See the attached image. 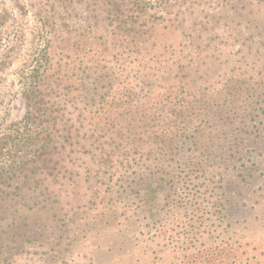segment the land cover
Segmentation results:
<instances>
[{
  "label": "rangeland",
  "instance_id": "rangeland-1",
  "mask_svg": "<svg viewBox=\"0 0 264 264\" xmlns=\"http://www.w3.org/2000/svg\"><path fill=\"white\" fill-rule=\"evenodd\" d=\"M115 2L153 9L120 16L113 12ZM241 7L225 0H0V264H264V108L258 109L264 107L263 85L254 88L261 95L255 96L247 128L262 138L247 141L244 156L229 169L226 160L207 162L197 159L199 152L186 151L184 161L195 166L172 172L168 198L159 196L152 209L144 187L131 193L118 186L108 194L107 182L96 186L100 197L90 192L86 171L95 170L93 153H81L80 144L68 147L65 161L54 153L50 161L18 168L40 147L31 139V115L42 124V135L71 132L82 145L93 141L91 118L81 116L87 114L74 91L78 78L65 72L75 74L83 65L75 56L73 64L65 60L79 36H106L118 17L195 23L198 31L202 26L210 32L203 33L204 40L213 38L197 60L202 72L196 79L217 82L252 70L255 78L263 77L264 45L255 38L264 18L258 19L256 8ZM164 29L160 39L175 43V29ZM252 35L253 48L241 50ZM216 128L197 133L203 135L201 146H212ZM153 168L138 170L136 182L142 185ZM246 168H253L249 186L242 182ZM227 185H234V192Z\"/></svg>",
  "mask_w": 264,
  "mask_h": 264
},
{
  "label": "trees",
  "instance_id": "trees-1",
  "mask_svg": "<svg viewBox=\"0 0 264 264\" xmlns=\"http://www.w3.org/2000/svg\"><path fill=\"white\" fill-rule=\"evenodd\" d=\"M232 1L242 6V11L256 8V15L260 14L258 19L264 18V0H225L228 3ZM114 4L113 12L120 16L128 14L136 17L153 9L137 4ZM133 17H118L110 24L106 36L95 34L83 39L81 35L76 39V45L67 49V63L75 56L73 60L83 64L75 74L65 72L67 75L72 73L71 78H78L74 91L78 92L81 112L87 114L81 116L83 119L85 116L91 118L93 141L82 145L80 136L74 137L71 132L58 135L50 131L42 135V124L31 115L29 120H32L34 129L31 139L38 140L40 147L30 160L20 162L18 168L23 169L35 160L50 161L54 153L62 156L60 161H65L71 154L67 153L68 147L80 144L81 153H93L95 170L86 171L91 176L86 180L90 192L92 190L95 196L100 197V188L107 182L111 183L108 194H111V188L116 190L118 186L126 187L124 192L130 190L131 193L144 187L146 203L152 209L159 196L168 198L165 194L170 187L169 180L173 182L175 179L172 172L183 170V167L192 170L195 166L194 162L184 161L188 158L186 151L199 152L197 159L202 157L207 162L226 160L229 162L226 169H229L244 156L247 141L253 136L255 139L262 138L261 134L253 135L247 128L254 120L255 96L261 95L260 90L254 88L264 86V76L255 78L256 70H252L248 74L231 75L217 82L201 80L203 76L196 79L195 75L202 72L198 69L201 62H197L200 53L212 46L209 39L204 40L203 33L208 31L206 28L201 26L198 31L199 24L195 23H160L151 18L141 20ZM167 26L175 29V43L160 39ZM263 32L264 27L255 38L261 45H264ZM212 40L210 38L209 41ZM254 42L253 35L244 39L241 50L246 47L249 51ZM189 48L191 52H186ZM70 62L73 64V61ZM71 78L65 75L66 82ZM64 84L65 90L71 89L69 83ZM263 108L258 107L260 110ZM55 120H52L53 123ZM215 127V135L210 134L212 146H201L203 142L201 144L198 138L203 135L198 137L197 133L207 128L214 131ZM49 130L47 127L45 131ZM85 136L81 139L84 140ZM74 138L75 143L72 142ZM187 144H191L190 150L185 149ZM87 145L92 149L87 151ZM175 158L179 160L174 166ZM148 164L154 168L141 185L135 177L138 170L148 168ZM252 172L253 168L244 170L242 182L247 183L246 186L251 182ZM64 173L67 174V170ZM106 177L108 180L101 182ZM114 178L119 179L114 182ZM125 180L127 186L118 184ZM98 184L101 185L99 189L96 187ZM225 188L235 190L234 185ZM139 192L142 190L139 189ZM82 195L87 196L86 192Z\"/></svg>",
  "mask_w": 264,
  "mask_h": 264
}]
</instances>
